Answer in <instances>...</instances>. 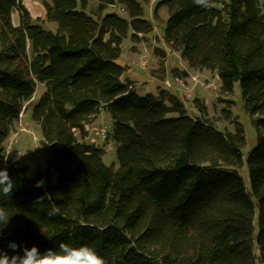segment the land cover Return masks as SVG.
<instances>
[{
    "label": "trees",
    "instance_id": "16d2710c",
    "mask_svg": "<svg viewBox=\"0 0 264 264\" xmlns=\"http://www.w3.org/2000/svg\"><path fill=\"white\" fill-rule=\"evenodd\" d=\"M151 1L41 0L44 16L34 20L22 0H0V169L16 182L11 199L0 197L13 214L0 250L14 254L8 244L15 242L44 252L63 242L90 245L109 264H264V0H212L210 9L156 0L153 8L155 16L168 10L162 38L190 70L217 72L224 96L240 84L258 135L245 160L249 188L240 174L243 125L218 129L203 104L191 115L164 87L165 75L141 95L124 79L121 46L129 36L149 42L155 25L144 5ZM189 76L172 71L175 79ZM39 85L45 91L30 114L48 145L47 164L29 176L28 167L7 162L4 143ZM103 112L112 119L105 144L116 145L119 169L104 163L103 147L85 141L86 126ZM40 179L43 188L34 186ZM52 204L60 212L50 217Z\"/></svg>",
    "mask_w": 264,
    "mask_h": 264
},
{
    "label": "rangeland",
    "instance_id": "374dc122",
    "mask_svg": "<svg viewBox=\"0 0 264 264\" xmlns=\"http://www.w3.org/2000/svg\"><path fill=\"white\" fill-rule=\"evenodd\" d=\"M155 1L152 0L149 4L144 5L146 10L145 19L155 25L153 34L148 36L149 42L134 44L129 36L125 38L121 46L122 56L117 62L122 66L127 65L129 68L124 75V79L129 78L137 82V90L141 95L147 92H155L156 85L160 83L159 78L165 75L166 82L163 84L164 87L172 90L174 94L182 98L191 115H199L200 109L198 106L203 104L207 109L209 119L212 123H215L218 129L233 132L237 122L243 125L246 145L242 149L244 166L240 170V174L246 180L249 188L250 179L245 160L257 145L258 135L250 115L243 107V93H241L240 84H235L233 94L224 96L220 94L221 80H219L217 72L207 70L195 72L190 70L187 62L182 60L179 53L169 49L164 38H162L169 12L163 7L159 9L158 16H155L153 10ZM97 2L98 0H91V6L95 7ZM22 3L34 20L44 16L41 0H22ZM107 12L109 14L126 15L125 12L123 13L118 8H110ZM12 15L13 24L19 25L20 15L16 11ZM45 27L51 30L57 29L55 24H45ZM155 47L164 51L165 58L158 56L154 52ZM142 63H146L145 68H142ZM175 69L190 71V76L182 81L187 86V89L183 88L172 77V71ZM44 91V85H39L33 99L34 101L26 105V110L13 125L11 136L4 143L7 162L22 168L28 167L31 176L43 171L47 164L46 152L48 145L41 136V129L33 122L30 114L33 105L39 101ZM229 101L232 103L230 104ZM112 124L110 114L103 112L93 124L86 126L90 136L86 141L103 147L106 151L104 163L107 166H114L115 169H119L116 145L112 143L105 144L107 133L113 129ZM28 150L30 151L29 156L18 158V154H23ZM254 203L256 205L255 199ZM255 228L257 232L258 223L256 220Z\"/></svg>",
    "mask_w": 264,
    "mask_h": 264
},
{
    "label": "clouds",
    "instance_id": "9594fccd",
    "mask_svg": "<svg viewBox=\"0 0 264 264\" xmlns=\"http://www.w3.org/2000/svg\"><path fill=\"white\" fill-rule=\"evenodd\" d=\"M193 2L202 8L210 9L213 4L212 0H193ZM18 154V158L25 155ZM31 176V172L28 173ZM46 181L40 179L34 185L37 188H43ZM16 189V182L10 176L7 168L0 169V197L10 198ZM44 197H38L34 201V206L43 202ZM60 207L57 204H52L48 211V216L59 214ZM13 214L7 207L0 204V236L3 235V229L8 225ZM8 248L14 254H9L8 251L0 250V264H109V261L101 256L94 247L90 245H81L78 247L61 242L58 250L47 249L41 252L35 245L26 247L18 245L15 242H9ZM18 249H22V254Z\"/></svg>",
    "mask_w": 264,
    "mask_h": 264
},
{
    "label": "built area",
    "instance_id": "2783aa9c",
    "mask_svg": "<svg viewBox=\"0 0 264 264\" xmlns=\"http://www.w3.org/2000/svg\"><path fill=\"white\" fill-rule=\"evenodd\" d=\"M145 67H146V63H142V68H145ZM176 81H178L183 88L187 89V86L184 84V82H182V80L176 79ZM29 153H30V151L28 150L27 153L25 155H23V157L29 156Z\"/></svg>",
    "mask_w": 264,
    "mask_h": 264
},
{
    "label": "crops",
    "instance_id": "0c3cea01",
    "mask_svg": "<svg viewBox=\"0 0 264 264\" xmlns=\"http://www.w3.org/2000/svg\"><path fill=\"white\" fill-rule=\"evenodd\" d=\"M133 81V80H132ZM135 82V81H134ZM137 83V82H136ZM138 84V83H137ZM90 136L89 135H87L86 137H85V141L89 138Z\"/></svg>",
    "mask_w": 264,
    "mask_h": 264
}]
</instances>
